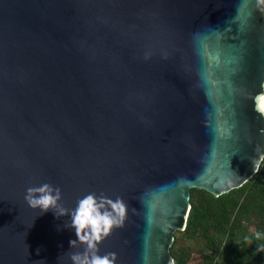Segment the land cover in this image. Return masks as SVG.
<instances>
[{"label":"water","instance_id":"water-1","mask_svg":"<svg viewBox=\"0 0 264 264\" xmlns=\"http://www.w3.org/2000/svg\"><path fill=\"white\" fill-rule=\"evenodd\" d=\"M258 0H0V264H73L70 215L24 197L48 183L127 211L98 254L174 264L191 189L243 186L264 159Z\"/></svg>","mask_w":264,"mask_h":264},{"label":"trees","instance_id":"trees-1","mask_svg":"<svg viewBox=\"0 0 264 264\" xmlns=\"http://www.w3.org/2000/svg\"><path fill=\"white\" fill-rule=\"evenodd\" d=\"M175 236L174 264H264V159L243 186L218 197L192 188L187 226Z\"/></svg>","mask_w":264,"mask_h":264},{"label":"clouds","instance_id":"clouds-1","mask_svg":"<svg viewBox=\"0 0 264 264\" xmlns=\"http://www.w3.org/2000/svg\"><path fill=\"white\" fill-rule=\"evenodd\" d=\"M264 5V0H258ZM264 88V84L261 85ZM255 111L264 116V92L255 97ZM26 203L41 212L50 209L57 216L70 215L69 227L75 230L77 240L71 241V247L78 242L85 245L84 251L71 255L73 264H115V254L99 255L98 245L114 227H122L126 216V205L120 199L106 197L103 193H89L77 201L75 209L69 211L58 202L62 199L61 190L45 183L39 187H29L24 197Z\"/></svg>","mask_w":264,"mask_h":264}]
</instances>
